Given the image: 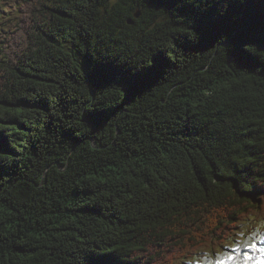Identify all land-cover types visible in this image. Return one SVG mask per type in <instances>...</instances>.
I'll return each instance as SVG.
<instances>
[{
  "label": "trees",
  "instance_id": "16d2710c",
  "mask_svg": "<svg viewBox=\"0 0 264 264\" xmlns=\"http://www.w3.org/2000/svg\"><path fill=\"white\" fill-rule=\"evenodd\" d=\"M197 2L0 0V264H192L264 232V0Z\"/></svg>",
  "mask_w": 264,
  "mask_h": 264
},
{
  "label": "snow or ice",
  "instance_id": "6c2138e0",
  "mask_svg": "<svg viewBox=\"0 0 264 264\" xmlns=\"http://www.w3.org/2000/svg\"><path fill=\"white\" fill-rule=\"evenodd\" d=\"M161 0H151L153 5H159ZM181 2V0H176ZM193 3L198 5L197 0H193ZM236 23L237 21H233ZM224 40L226 43L227 37L219 35L215 39V42ZM234 56L240 60H246L249 58V54L245 52L244 46L239 50L233 49ZM264 242V236H260L257 242L252 240H245L243 246L236 245L230 248L228 252H224L221 255L216 256L214 259L207 260L203 264H264V247L258 246V243ZM201 264V262H198Z\"/></svg>",
  "mask_w": 264,
  "mask_h": 264
},
{
  "label": "rangeland",
  "instance_id": "374dc122",
  "mask_svg": "<svg viewBox=\"0 0 264 264\" xmlns=\"http://www.w3.org/2000/svg\"><path fill=\"white\" fill-rule=\"evenodd\" d=\"M111 2H114L115 0H110ZM260 236H264V232H262L261 233V235ZM259 236V237H260ZM259 240V238H256V237H254L253 239H252V241L253 242H257ZM243 246V244L241 245V247ZM258 246H261V247H264V242H260V243H258ZM211 259H213V258H206V259H203V260H201L200 262H201V264H203V262H205V261H207V260H211ZM192 264H198V262H194V263H192Z\"/></svg>",
  "mask_w": 264,
  "mask_h": 264
},
{
  "label": "water",
  "instance_id": "95a60500",
  "mask_svg": "<svg viewBox=\"0 0 264 264\" xmlns=\"http://www.w3.org/2000/svg\"><path fill=\"white\" fill-rule=\"evenodd\" d=\"M138 16H139V14H136V15H135V17H136V18H138ZM127 24H128V25H132V24H133V22H132V21H130V20H128V21H127Z\"/></svg>",
  "mask_w": 264,
  "mask_h": 264
}]
</instances>
